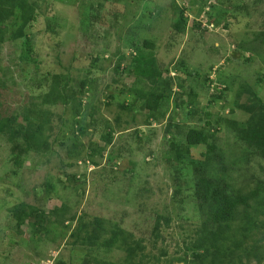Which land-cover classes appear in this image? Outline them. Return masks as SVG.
<instances>
[{
  "label": "rangeland",
  "instance_id": "rangeland-1",
  "mask_svg": "<svg viewBox=\"0 0 264 264\" xmlns=\"http://www.w3.org/2000/svg\"><path fill=\"white\" fill-rule=\"evenodd\" d=\"M90 1L103 0H43L38 5V11L51 10L48 17L56 19L51 29L57 35L52 36L42 15L27 29L36 61L20 58L23 41L5 40L0 48L1 77L12 87L0 89V106L8 108L2 116L35 103L48 88L42 82L40 93L34 90L46 72L65 74L75 91L81 81L93 82L91 94L81 99L94 103L92 118L77 138L72 136L76 129L70 108H54L47 152L29 154L21 166L15 165L12 147L0 139V264H83L90 254L119 264L124 257L119 250L92 252L81 243L98 220L142 243L137 262L143 257L142 264H185L182 259L191 258L203 220L191 168L176 157H165L173 134L167 131L184 125L203 128L211 122L209 128L218 131L219 160L201 163L210 167L209 177L221 178L211 166H228L232 185L264 178V161L249 157L225 123L248 118L238 108L248 97L243 93L238 97L241 85L264 101V78L257 83L264 75V45L254 41L264 31V0H231L244 13L221 14L223 22L209 10L217 0H175L177 6L190 9L181 35L171 30V0H119L114 16L105 3L106 14L100 16L111 28L98 34L86 26L78 10ZM208 11L215 13L217 25L208 20ZM194 19L200 29L192 27ZM91 24L98 26L94 20ZM145 40L153 44L152 50L142 48ZM139 57L152 60L156 72L169 73L161 81L172 80L164 115L153 122L145 109L134 114L120 106L133 99L121 95L120 88L143 93L151 89L149 82H138L131 72L130 64ZM175 138L184 141L181 134ZM204 149L193 150V155ZM16 205L40 214L65 206L74 220L49 225L45 237L32 235L30 224L38 218L27 217L17 232L8 214ZM253 241L264 246V227L254 231ZM263 256L255 251L232 264H264Z\"/></svg>",
  "mask_w": 264,
  "mask_h": 264
},
{
  "label": "trees",
  "instance_id": "trees-1",
  "mask_svg": "<svg viewBox=\"0 0 264 264\" xmlns=\"http://www.w3.org/2000/svg\"><path fill=\"white\" fill-rule=\"evenodd\" d=\"M42 1L0 0V48L5 40H8L10 44L16 41H23L24 49L21 51L20 58L25 56V62L36 61L32 51L34 48L29 43L26 32L39 15L45 16L44 23H47L48 25L46 26L53 32L52 36L57 35L54 32L55 28L51 29L53 24L56 23V19L48 17L49 13H52L51 10L38 11V5ZM230 1L217 0L216 5L209 6V10L211 9V11L213 10L218 14L216 16L215 13H210V11L206 13L210 23L217 25L215 16H220V22H223L221 14L227 15V17H236L237 15L239 17V13L243 15V11L238 12L241 10L240 7L230 3ZM118 2L119 0H103L102 3L99 2L100 4H93L90 1L86 5H80L78 10L81 17L85 19L86 26L98 34L99 30L104 29L107 31V29L110 30L111 28L105 27L104 19L100 16L101 13L106 14L102 5L106 3L111 8L110 11L114 16L117 12L116 6ZM112 6H115V8ZM170 6L172 13L171 30L181 35L185 32L188 25L187 15L190 13V9L177 6L175 0H171ZM88 19L90 20L89 23ZM93 20L96 21L97 27L91 24ZM200 26L199 22L197 23L194 19L192 27L200 29ZM254 41L264 45V31L257 34ZM129 45H135L133 39L129 40ZM142 48L152 50L153 44L145 40L142 43ZM1 64L2 61L0 59V89L11 91V84L4 81L7 79H2L1 77L4 72V67ZM153 64L154 62L149 58L144 59L142 57L134 59L132 65L130 64L131 72L137 77L138 82L146 81L151 84L149 93L138 92L135 89L132 91L127 87L119 90L121 95H133L130 103L120 105L122 109L135 111L134 114L145 109L152 122L163 117L165 112L163 107L168 104L172 88L171 78L161 81L162 76L169 73L164 72L161 74L162 72H156ZM262 78H264V75L258 79V84ZM71 80L65 74L55 73L52 76L50 72H46L43 78H40V83L35 86L34 90L40 93L39 89L42 82H45L48 88H46L44 94L35 98L37 99L35 103L32 102L31 105L26 104L24 107H19L5 117L2 115L8 108L4 105L0 106V139L12 147L16 166H21L20 161L31 153L40 154L47 152L48 134L52 129L54 108L60 106L69 107L72 113L73 125L76 129V132H73L76 136H72L74 138L79 137V134L82 136L83 125H85L87 119L92 118L91 109L94 103H84L81 96H89L91 94L93 82L81 81L78 91H75L69 87ZM26 92L28 93V90ZM241 93L248 97L242 104L237 105L248 118L240 123L225 119V123L249 157L252 156L257 160L264 161V101L243 85L240 86L238 97H240ZM29 97L27 98L28 100H30ZM109 98L111 97L108 96ZM136 121L133 117L132 122L136 123ZM210 125L211 122H208L207 127L203 128H197L195 125L187 128L184 125L180 129L171 127L167 131V135H170L171 131H173V134L167 140L170 150L167 151L165 157L170 155L176 157V161L178 160L181 164L191 168L194 178V197L203 220L200 225L201 236L189 252L191 258L188 259L189 261L182 259L185 264H232L237 259L252 257L255 251L262 252L264 255V246H259L254 241L251 242L254 231L264 227V178H258L255 182H252L253 180L246 181L239 186H235L229 182L228 166H211L213 172L216 167L215 172H218L221 178L217 181L209 177L207 169H210V167L202 166L201 163H204V161L208 163L210 159L211 161L219 160V155L215 153V143L217 141L215 135L218 131L217 129H210ZM180 134L184 141L180 140L179 142L175 138V136L177 137ZM110 136L111 132H108L107 137ZM58 144L62 145L63 142ZM199 148L205 149L199 152L198 156L193 155V150ZM258 167L263 172L264 168ZM69 212L68 208L62 206L54 208L45 214H40L34 208L16 205L8 211V214L15 220V230L17 232L21 229L25 218H38L35 224H30L33 231L31 233L33 236L34 234H44L46 237L47 233L45 231L49 225L72 222L74 220V217L70 216ZM81 243L90 248L92 252L97 250L109 251L110 248L119 250L124 255L119 260V264H142L144 259L141 257L139 262L136 261L138 254L143 252L144 246L142 247V243L135 240L132 234L123 230L116 231L100 220L93 223V229ZM88 257L83 264H114L100 257L92 256V254Z\"/></svg>",
  "mask_w": 264,
  "mask_h": 264
}]
</instances>
